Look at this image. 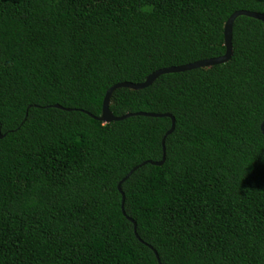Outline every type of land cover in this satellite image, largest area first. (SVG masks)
Segmentation results:
<instances>
[{
    "label": "trees",
    "instance_id": "trees-1",
    "mask_svg": "<svg viewBox=\"0 0 264 264\" xmlns=\"http://www.w3.org/2000/svg\"><path fill=\"white\" fill-rule=\"evenodd\" d=\"M237 9L264 0H0V264H264V22L111 93L173 116L161 164L170 116L93 117L223 54Z\"/></svg>",
    "mask_w": 264,
    "mask_h": 264
},
{
    "label": "water",
    "instance_id": "water-1",
    "mask_svg": "<svg viewBox=\"0 0 264 264\" xmlns=\"http://www.w3.org/2000/svg\"><path fill=\"white\" fill-rule=\"evenodd\" d=\"M238 15H246V16H249V17H253V18L259 19L262 22H264V13L251 11V10H245V9L234 10L227 17V19H226V21L224 23V26H223V41H224V47H225V50H224L223 54L218 55V56H213V57H209V58H203V59L187 62V63H184V64L170 65V66L157 68L156 70H154V71L150 72L149 74H147L145 76V78L142 81H140V82H131V81L116 82V83L112 84L109 88H107V90L104 93V96H103V99H102V103H101L100 115H98V116H93L92 115V116L94 118L98 119V120L103 121V122H110V121H113V120H120V119L129 117V116H132V115H145V116H165L166 115V116H170L171 117V125L165 131V133L163 134V136L161 138V145H162V157H161V159L160 160H156V161L147 160V162L155 164V165L161 164L163 159H164V140H165V137L174 128V118H173V116H171L169 113H153V112H145V111L126 112V113H124L122 115L116 116L109 109V98H110L111 93L114 91V89L119 88V87H128V88H132V89H140V88L146 87L149 84H151L153 82V80L158 75L163 74V73L184 71V70H189V69H192V68H197V67H202V66H209V65L223 63V62L227 61L229 59V57L231 56V53H232V45H231L232 25H233L234 19ZM54 106L62 108V109H65L64 107L60 106L59 104H54ZM263 125H264V119L260 123V129H261L262 133L264 134ZM135 168H136V166L131 168L130 171L123 178H121V180L117 184V188H118V190H119V192L121 194L120 207H121V211H122L123 214H124V209H123L124 194H123V192H122V190L120 188V184L130 174V172H132L133 169H135ZM126 217L133 223L134 233H135L136 237H138V235L136 233V230H135V221L132 218L128 217V216H126ZM153 251H154L155 257L159 261L156 251L154 249H153Z\"/></svg>",
    "mask_w": 264,
    "mask_h": 264
}]
</instances>
